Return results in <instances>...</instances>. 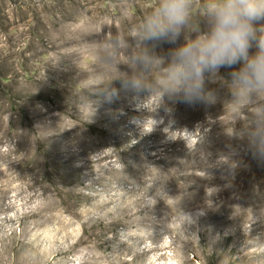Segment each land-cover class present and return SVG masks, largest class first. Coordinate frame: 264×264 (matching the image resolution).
<instances>
[{"label":"rangeland","instance_id":"1","mask_svg":"<svg viewBox=\"0 0 264 264\" xmlns=\"http://www.w3.org/2000/svg\"><path fill=\"white\" fill-rule=\"evenodd\" d=\"M156 3L0 0V264H264V156L227 70L211 105L101 97L98 42Z\"/></svg>","mask_w":264,"mask_h":264},{"label":"clouds","instance_id":"2","mask_svg":"<svg viewBox=\"0 0 264 264\" xmlns=\"http://www.w3.org/2000/svg\"><path fill=\"white\" fill-rule=\"evenodd\" d=\"M192 6L193 0H157L130 36L103 37L97 58L115 73L119 89L101 97L124 93L137 110L156 94L165 112L178 102L211 105L221 99L225 85L217 78L225 69L233 111L245 120L235 135L264 156V0H202L198 17Z\"/></svg>","mask_w":264,"mask_h":264},{"label":"bare ground","instance_id":"3","mask_svg":"<svg viewBox=\"0 0 264 264\" xmlns=\"http://www.w3.org/2000/svg\"><path fill=\"white\" fill-rule=\"evenodd\" d=\"M237 230V229H236Z\"/></svg>","mask_w":264,"mask_h":264}]
</instances>
